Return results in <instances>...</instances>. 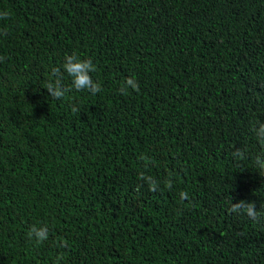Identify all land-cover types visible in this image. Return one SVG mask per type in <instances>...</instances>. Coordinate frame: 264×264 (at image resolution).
<instances>
[{
    "label": "trees",
    "instance_id": "1",
    "mask_svg": "<svg viewBox=\"0 0 264 264\" xmlns=\"http://www.w3.org/2000/svg\"><path fill=\"white\" fill-rule=\"evenodd\" d=\"M4 10L0 264H264L253 131L264 0H0ZM73 53L92 60L98 93L72 87ZM53 67L68 89L59 100L44 87ZM128 77L139 90L125 95ZM239 200L259 218L229 211ZM33 225L48 239L29 238Z\"/></svg>",
    "mask_w": 264,
    "mask_h": 264
},
{
    "label": "clouds",
    "instance_id": "2",
    "mask_svg": "<svg viewBox=\"0 0 264 264\" xmlns=\"http://www.w3.org/2000/svg\"><path fill=\"white\" fill-rule=\"evenodd\" d=\"M9 17V12L7 10L0 11V19H7ZM3 34H6L4 32ZM5 58L0 56V61ZM63 70L71 77L72 87L77 91L88 90L91 93L95 94L101 90V86L98 82H95L90 75L91 72L96 70L95 65L91 59H81L77 54L73 53L67 55L64 59ZM51 77L49 82L44 86L49 95L54 99H61L65 96L68 91L62 83V73L61 69L58 67H53L51 69ZM139 90L138 83L134 77H128L121 85L119 91L122 94L127 95L128 89ZM73 112H78L79 109L75 106L72 107ZM258 127L254 128L253 131L256 133L257 137L261 140H264V122H259ZM234 159L243 160L245 159V152L239 148L235 149L232 153ZM141 159H145L143 156ZM255 165L259 168L260 171L264 172V152L255 157ZM139 179L149 186L150 191H156L159 188V181L150 175H146L144 172L139 173ZM164 184L167 188L171 189L173 186V174L169 173L168 177L164 180ZM180 198L182 200L188 198L187 192H180ZM229 211L236 213H244L249 218L257 220L261 215L258 213L254 202H246L244 200H239L236 203H231ZM49 230L46 225L37 227L35 225L31 226L28 236L29 238H35L37 243H42L48 239Z\"/></svg>",
    "mask_w": 264,
    "mask_h": 264
}]
</instances>
